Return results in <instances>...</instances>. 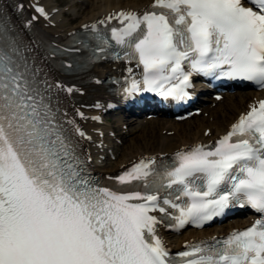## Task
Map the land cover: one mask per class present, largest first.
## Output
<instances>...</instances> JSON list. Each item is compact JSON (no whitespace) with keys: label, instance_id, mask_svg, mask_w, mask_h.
Masks as SVG:
<instances>
[{"label":"snow or ice","instance_id":"6c2138e0","mask_svg":"<svg viewBox=\"0 0 264 264\" xmlns=\"http://www.w3.org/2000/svg\"><path fill=\"white\" fill-rule=\"evenodd\" d=\"M113 19L120 27L105 35L97 25ZM82 27L95 41L90 59L114 41L124 50L115 59L142 65L126 96L183 100L194 74L264 88V0H152ZM68 51L80 48L26 41L0 16V264H264V100L214 144L180 149L168 163L142 157L108 186L89 168L81 141L91 137L63 107L62 94L77 90L55 77L72 66L54 58ZM233 206L260 218L174 255L158 234L161 225L203 227Z\"/></svg>","mask_w":264,"mask_h":264},{"label":"bare ground","instance_id":"6f19581e","mask_svg":"<svg viewBox=\"0 0 264 264\" xmlns=\"http://www.w3.org/2000/svg\"><path fill=\"white\" fill-rule=\"evenodd\" d=\"M53 0H44L50 2ZM149 0H82L81 2H72L67 12L74 14V9L80 5H85L84 9L79 10V21H84L93 17L97 13L107 11L111 7L121 6H141ZM62 16L61 24H68L66 30H69L75 18H67L64 14ZM58 32L60 29H54ZM255 92L245 90L233 94H227L223 101L216 103L214 106H206L205 110L213 116V120L205 118L200 114L184 121H173L170 119L153 118L145 123L135 122L129 130V135L124 136V143L119 147L120 152L114 161L107 162L103 171H111L119 164L126 160L135 157L140 153H155L172 151L180 145L189 143L195 139L208 140L213 136L221 133L227 129L228 124L237 116L239 111L245 108L246 102L251 98ZM261 95L263 91L256 92ZM206 127L210 128L211 134L204 136L202 133ZM162 129L173 130V134H164ZM138 130V131H137ZM247 223L245 219H238L234 222L214 226L209 229L200 231H186L180 237H174L172 240L176 242L178 247L180 242L187 239L191 234L207 235L214 232H224L236 225H244Z\"/></svg>","mask_w":264,"mask_h":264},{"label":"rangeland","instance_id":"374dc122","mask_svg":"<svg viewBox=\"0 0 264 264\" xmlns=\"http://www.w3.org/2000/svg\"><path fill=\"white\" fill-rule=\"evenodd\" d=\"M67 0L63 1L61 4L65 3Z\"/></svg>","mask_w":264,"mask_h":264}]
</instances>
